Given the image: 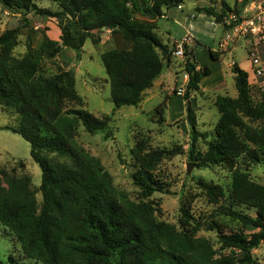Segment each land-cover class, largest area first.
<instances>
[{"label":"trees","instance_id":"obj_1","mask_svg":"<svg viewBox=\"0 0 264 264\" xmlns=\"http://www.w3.org/2000/svg\"><path fill=\"white\" fill-rule=\"evenodd\" d=\"M46 1L56 3L59 10L41 8L37 0H0L16 14L56 19L61 30V42L44 36L40 48L29 46L22 58L13 55L20 28L0 33V105L17 114V125L0 126V131L28 142L32 160L42 173L39 204L28 177L16 178L0 170L7 182V187L0 185V228L15 235L28 259L42 264H257L253 252L264 243V185L251 181L238 162L241 158L254 164L263 161L264 95L258 92L255 99L248 73L234 65L237 97L216 98L220 118L208 141L210 136L198 129L191 98L212 71L209 67L198 69L193 50L183 47L184 72L189 77L183 96L190 104L185 118L190 128L189 158L201 167L222 165L234 173L229 205L221 204L226 197L221 186L201 182L209 202L219 205L218 212L242 227L239 232L227 233L218 221L206 223L209 231L218 234L219 253L210 240L197 236L198 228L177 232L156 220L147 200L155 193H168L166 184L156 176L163 152L144 144L133 150L137 170L132 180L141 199L137 203L115 187L100 160L77 141L81 126L90 135L114 139L110 127L114 113L122 107H137L173 58L174 48L157 34L158 20L188 0ZM195 12L214 18L225 29L235 25H227L229 13L241 14L224 2L221 12L212 7ZM65 19L70 25L63 23ZM103 31L119 44L101 56L115 109L112 115L97 117L83 107L75 71L60 69L50 74L43 63L67 49L76 53L79 62L86 42L92 39L98 44L100 39L93 33ZM208 51L213 61L224 55ZM164 103L158 106V114L164 113ZM200 139L207 143L205 153L198 151ZM237 207L254 209L256 217L237 211ZM15 263L10 258L9 264ZM0 264L6 263L0 258Z\"/></svg>","mask_w":264,"mask_h":264},{"label":"rangeland","instance_id":"obj_2","mask_svg":"<svg viewBox=\"0 0 264 264\" xmlns=\"http://www.w3.org/2000/svg\"><path fill=\"white\" fill-rule=\"evenodd\" d=\"M222 2L226 3L234 12L236 10L241 11L240 19L242 20L240 24L245 22V27H248V29L257 26V14H263L262 17L264 18V0H188L180 7L184 13L183 15L180 13L179 16L181 17L178 23L167 20L165 17L158 20V36L165 44H169L170 47L174 48V53L178 43L170 45L171 41L173 42L174 38L180 41L186 33L182 29L185 26L183 22L185 20L184 15L188 17L195 14L199 18L192 21L195 31L199 29L198 31L202 34L200 36L203 41L202 46L198 47L200 49L198 51L201 52L199 59L202 60L204 52L208 53V45L216 47L223 35V29L225 33L228 29L218 24L214 29V26L209 22L211 18L197 14L195 10L197 8L212 7L217 12H221ZM37 4L41 8L50 9L54 12L59 10L58 5L54 2L37 0ZM252 7H255L253 11H247L248 8L251 9ZM135 16L145 19L137 13ZM237 18L239 17L235 13H229L226 17V23L236 24ZM69 22L66 19L63 21L65 25H70ZM251 22H253V25ZM53 24L58 25V21L38 16L35 13L22 16L7 9L0 2V33L20 28L16 46L13 50V55L16 58L25 56L29 46L33 49L40 48L44 36L61 42L55 37L53 32L55 26ZM262 30L263 33L257 35L249 29L245 38L241 37L235 41L240 47L235 51L234 57L242 66L243 71H248L251 64L246 48H249L252 44H257L264 55L263 27ZM93 37L100 39V42L95 44L92 39H89L82 50L79 62L76 60V53L67 49L56 59L45 60L43 68L50 74H54L60 69H73L76 76L77 91L84 100V109L97 117H104L112 115L115 106L111 99L110 84L101 56L105 51L119 47V44L118 39L112 37L106 31L94 32ZM223 39L220 44H222ZM173 57L175 56L173 55ZM205 58L211 64H216L209 55ZM183 60L185 61V59ZM223 62L222 68H225L228 57ZM222 68L219 67V70H215L210 78L216 80L219 75L223 74L228 84L226 94L210 92L203 95L197 92L193 95L197 98L196 108H193L196 110L198 118V129L201 133H207L210 136L208 141L212 140L214 129L220 118L218 109L215 106L216 98L221 95L233 97L237 93L232 74L226 70L222 73ZM172 72H174L173 68L170 72L165 69L164 74L168 78L167 81L171 80L169 74ZM168 83L171 85L170 82ZM252 89L255 99H257L258 92H260L257 85L252 86ZM166 97H168L167 91L155 85L145 92L142 102L137 107H122L114 113L110 124L114 139L105 140L102 134L90 135L81 126L77 141L92 157L100 160L102 166L112 176L115 187L126 193L130 200L137 203L141 199L140 191L132 180V175L137 170L132 155L133 150L139 144H144L150 150L163 152L164 159L158 166L156 176L166 184L168 193H155L147 200L154 211L156 220L171 226L177 232L183 230L192 232L194 228H198L197 236L210 240L214 248L221 253L218 234L216 231H209L206 228V223L211 220L218 221L225 226L227 233L239 232L242 227L237 221L224 217L218 212L219 205H212L209 202L201 182L221 186L226 196L221 204L229 205L234 173L222 165H212L209 168H204L190 160V128L187 121H185L186 109L184 110V116L173 122L170 117L176 112L178 114L179 110H168ZM162 103L165 104L164 113L158 114L156 110ZM184 122H186L187 128L184 126ZM250 124L257 129L262 127L260 123ZM16 125L17 114L15 111L5 110L0 105V126ZM206 150V141L200 139L198 151L205 153ZM45 154L52 159H57L55 155ZM58 160L64 161L63 159ZM190 164L193 165V169L191 174L188 175L187 169ZM238 167L248 175L251 181L264 185V158L260 164H254L241 158ZM0 170H4L16 178L28 177L32 189L37 193L39 204L42 203V195L39 192L42 173L39 166L32 160L31 146L21 136L9 131H0ZM0 185L7 187V182L2 175H0ZM183 210L188 212L193 219L186 217ZM236 210L253 218L256 217L254 209L237 207ZM249 233L251 232L246 230V234ZM253 255L257 264H264V243L254 250ZM0 258L6 264H9L10 258H13L18 264H42L28 259L24 255L22 245L15 235L4 227L0 228Z\"/></svg>","mask_w":264,"mask_h":264},{"label":"crops","instance_id":"obj_3","mask_svg":"<svg viewBox=\"0 0 264 264\" xmlns=\"http://www.w3.org/2000/svg\"><path fill=\"white\" fill-rule=\"evenodd\" d=\"M178 9H174V10L167 12L165 19L172 20L174 23H178L179 18L181 17V16H179L180 13H182V15L184 13L181 10V8H178ZM198 18L195 14L188 16V17L184 15L185 20L183 22L185 23V26H183L182 29H184L186 31V33L180 41H178L177 39L174 38L173 42L171 41L170 45H173V43L174 44L185 43V45H187L191 50H193L196 62L198 63V69H203L205 67H209L212 71L211 75L214 73L215 70H219V67H220V69L223 67V63H224L223 61L226 57H228V62H226L225 68H222V73L225 70L229 71L232 74V76L234 78V82H235V75L233 73V67H234L233 63L237 64L243 70L242 66L239 65V63L235 60V57H234L235 51L237 50L238 47H240V45H237V42H234V45L230 46L228 49H221L220 48V41L224 38L223 35H225V31L222 28L223 29V31H222L223 35H222L221 39L219 40V43L216 45V47L208 45L207 48H208V50L211 49L212 51L218 52V53H220V51H221V53H223L224 55H222V57L219 61H213L211 59L214 63H216V64H211L205 58V56H207V55H209V57H210L209 51H208V53L205 51L203 54V59L200 60L199 57H200L201 52L198 51V50H200V49H198V47L202 46L203 41H202V39H200V36H202V34L200 33V31H198L199 29L195 31L193 21H192V20L196 21ZM210 18L211 19L209 20V22L212 24V26H214V29H215L217 26V24L215 23V19L212 17H210ZM54 26H55V29L53 30V32L55 34V37H57L56 39L60 40L61 30L59 29L57 24H55ZM192 33H194L195 35H193ZM171 68H173V70H174V72L169 74V77L171 75V77H170L171 80L167 81L168 78L163 73V75L155 81L154 86L157 85L159 87H162L163 90L167 91V95L169 97L168 110H172V111L173 110L175 111L176 109L179 110L178 114L176 112L172 115V117H170L171 118L170 120H172L174 122L175 120L181 119V117L184 116V110L186 109V103L184 101L183 96H184V92H185L187 84H188V80L185 78L186 73L184 72V60L183 59L173 57L171 60V63H169V65L166 68L167 72H170ZM244 71L246 73H248L249 83L252 84V80H253V74L251 73L252 72V65L250 64V68L248 71L247 70H244ZM210 76L204 78L201 81L199 93H202L203 95L206 93H210V92H215L216 94H223V93L226 94L227 90H228V84L225 81V77L223 76V74L219 75V77L216 80L211 79ZM168 82H170L171 85ZM229 97H231V96H229ZM236 97H237V93L232 98H236ZM196 103H197V98L195 96H192V98H191L192 107L196 108ZM185 123L186 122H184V126L187 128V125Z\"/></svg>","mask_w":264,"mask_h":264},{"label":"built area","instance_id":"obj_4","mask_svg":"<svg viewBox=\"0 0 264 264\" xmlns=\"http://www.w3.org/2000/svg\"><path fill=\"white\" fill-rule=\"evenodd\" d=\"M255 7L251 9H247V11H253ZM263 14H257V26L255 28H249L252 33H256L257 35L263 33L262 27L264 28V18L262 17ZM240 17L237 18L235 21V25H233L224 35V39L222 44H220L221 49H228L230 46L234 45V42L239 38H245L246 34L249 32L248 27H245V22L241 23ZM250 23V22H249ZM253 25V22H251ZM230 26L231 24H227ZM262 40V38H261ZM185 43H178L176 45V50L174 51L173 55L177 58L185 59L184 55V47ZM248 58L252 65V74L253 80L251 86L257 85L260 93L264 95V55L261 53L259 45H250L249 48H246ZM235 65V63H233ZM185 78L189 81V77L186 74Z\"/></svg>","mask_w":264,"mask_h":264},{"label":"water","instance_id":"obj_5","mask_svg":"<svg viewBox=\"0 0 264 264\" xmlns=\"http://www.w3.org/2000/svg\"><path fill=\"white\" fill-rule=\"evenodd\" d=\"M186 106L187 107H189L190 106V104L189 103H187L186 104ZM192 169H193V165L192 164H190L189 166H188V169H187V174L189 175V174H191V172H192Z\"/></svg>","mask_w":264,"mask_h":264}]
</instances>
